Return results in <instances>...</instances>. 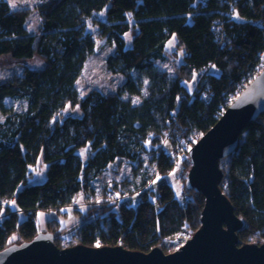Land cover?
Here are the masks:
<instances>
[{
    "label": "trees",
    "instance_id": "16d2710c",
    "mask_svg": "<svg viewBox=\"0 0 264 264\" xmlns=\"http://www.w3.org/2000/svg\"><path fill=\"white\" fill-rule=\"evenodd\" d=\"M33 12L40 19L36 31L29 27ZM219 20L224 36L215 28ZM89 27L115 46L106 68L125 80L113 92L93 89L83 96L77 88L97 40ZM173 36L184 55L170 72L160 63L169 58ZM2 57L20 71L0 79V106L10 98L25 100L27 109L0 121V251L33 239L39 212L67 215L63 210L81 194L89 204L85 212L74 209L83 222L71 238L63 237L59 219L46 222L59 247L165 251V237L201 226V192L184 179L178 197L166 180L149 185L155 176L144 171L135 185L138 197L121 191L111 200L97 194L95 182L145 152H154L157 175L165 177L174 170L175 145L183 147L185 169L191 167L186 144L192 147L212 128L264 69V0H38L28 9L0 0ZM196 74L193 90L188 83ZM41 155L47 177L29 183ZM219 164L220 187L246 222L241 244L264 243V113Z\"/></svg>",
    "mask_w": 264,
    "mask_h": 264
},
{
    "label": "water",
    "instance_id": "95a60500",
    "mask_svg": "<svg viewBox=\"0 0 264 264\" xmlns=\"http://www.w3.org/2000/svg\"><path fill=\"white\" fill-rule=\"evenodd\" d=\"M264 113V69L238 94L217 123L189 149L191 167L186 187L205 197L201 226L171 253L161 246L149 252L119 246L61 248L52 232L0 251V264H264V243L241 244L245 220L235 213L220 187L224 172L220 159L232 154L247 125Z\"/></svg>",
    "mask_w": 264,
    "mask_h": 264
},
{
    "label": "rangeland",
    "instance_id": "374dc122",
    "mask_svg": "<svg viewBox=\"0 0 264 264\" xmlns=\"http://www.w3.org/2000/svg\"><path fill=\"white\" fill-rule=\"evenodd\" d=\"M12 5H15V9H28L33 8L38 3V0H8ZM39 15L36 12L29 18V27L31 30L36 31L39 28ZM89 30L97 38L95 50L92 54L89 55L88 59L85 62L84 68L81 72V75L77 81V88L80 91L81 95H86L93 89H99L103 92H113L119 85L125 80L124 76L113 75L106 68V59L107 57L114 52L115 46L112 42L107 41L106 39L99 38L98 30L95 27H89ZM130 38V37H129ZM128 38V39H129ZM130 45V40H129ZM168 51H170L169 58L161 62L160 65L167 69L170 72H174L176 67L180 65V62L183 60L184 52L176 47V36H173L172 39L167 44ZM176 51V53H174ZM12 65V62L9 58L2 57L0 58V79H4L12 74L14 70L20 71L18 66H9ZM200 80L199 74H196L195 78L191 83H188L189 88L194 90L197 82ZM126 96V95H125ZM141 98L133 96L132 100L134 102L139 101ZM27 109V102L25 100H14L6 99L4 103L0 106V121H4L6 117L14 113H23ZM147 148L150 149L151 146L147 144ZM191 148V147H190ZM189 148V149H190ZM185 155L181 152L179 154V166L174 168L173 172L165 177H159L156 171V161L154 159V152H145L142 154L139 162L133 164H123L118 170L111 167L105 171L100 179L96 180L95 186L97 188V194L100 192L108 193L111 200H116L122 197L121 191L124 193H129L134 191L132 197H138L139 191L135 190V185L139 184L142 180V173L147 171L151 176H155L154 179L150 182L149 185H154L152 183L154 180H166L174 188L175 193L178 197L184 195L183 184L184 179L189 171L185 169L180 161V157ZM48 164L43 161V155L39 157V160L35 167H31L33 171V177L29 180V183H39L43 182L47 177ZM116 190L111 189L115 187ZM130 194V193H129ZM131 195V194H130ZM89 204V198L87 199L85 195L81 194L76 198V201L73 206L64 209L63 211L67 215H58L55 211H45L39 212L37 216V225L40 232H50L47 231L46 222L51 218H57L61 221L63 227L66 226V231L63 235L65 238H71L72 234L76 231L77 227L83 222V218L75 213L74 209H79L81 212H85ZM193 233L187 231L183 236L185 239L191 238ZM16 239V235L13 236V240ZM183 243V244H184ZM182 244V245H183ZM165 253H171L182 246L179 245H168L163 242Z\"/></svg>",
    "mask_w": 264,
    "mask_h": 264
},
{
    "label": "built area",
    "instance_id": "2783aa9c",
    "mask_svg": "<svg viewBox=\"0 0 264 264\" xmlns=\"http://www.w3.org/2000/svg\"><path fill=\"white\" fill-rule=\"evenodd\" d=\"M215 28L217 29V31L219 32V34H221L222 36H224V27H223V21L222 20H219L215 23ZM170 136V133L168 132L167 135H166V138L164 139L163 143H162V147L166 144L167 142V138ZM186 147L187 148H190V143H187L186 144ZM182 146L180 145H175L174 148H173V151H172V156H173V159L176 161L175 162V166L174 168H178L179 166V161H178V157H179V154L182 152ZM183 153V152H182ZM187 231H189L188 229H184L183 231H181L180 233H177V234H174L172 236H167L164 238L163 242L165 244H168V245H179L181 246L184 242V238L183 236L187 233ZM190 239V238H188ZM186 239V241L188 240ZM185 241V242H186ZM184 245V244H183ZM180 249V248H179Z\"/></svg>",
    "mask_w": 264,
    "mask_h": 264
},
{
    "label": "snow or ice",
    "instance_id": "6c2138e0",
    "mask_svg": "<svg viewBox=\"0 0 264 264\" xmlns=\"http://www.w3.org/2000/svg\"><path fill=\"white\" fill-rule=\"evenodd\" d=\"M13 7H15V5L13 4ZM238 15V14H237Z\"/></svg>",
    "mask_w": 264,
    "mask_h": 264
}]
</instances>
